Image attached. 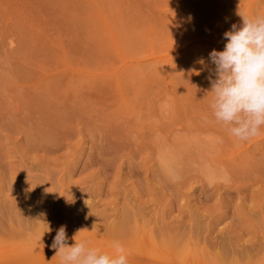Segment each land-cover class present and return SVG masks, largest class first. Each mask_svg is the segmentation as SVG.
Here are the masks:
<instances>
[{
  "label": "rangeland",
  "instance_id": "374dc122",
  "mask_svg": "<svg viewBox=\"0 0 264 264\" xmlns=\"http://www.w3.org/2000/svg\"><path fill=\"white\" fill-rule=\"evenodd\" d=\"M238 11L264 0H0V264H61V226L129 264H264V128L209 107Z\"/></svg>",
  "mask_w": 264,
  "mask_h": 264
},
{
  "label": "clouds",
  "instance_id": "9594fccd",
  "mask_svg": "<svg viewBox=\"0 0 264 264\" xmlns=\"http://www.w3.org/2000/svg\"><path fill=\"white\" fill-rule=\"evenodd\" d=\"M238 15L242 23L233 24L223 34L226 39L223 50L213 49L209 53V60L215 66L211 70L215 78L209 76V107L216 123L226 126L237 141L245 142L260 135L264 128V14L238 11ZM77 234L70 246L65 226L56 231L51 248L56 250L55 256L60 257L61 264H129L119 241H113L114 252L108 254L91 246L88 238L77 239Z\"/></svg>",
  "mask_w": 264,
  "mask_h": 264
},
{
  "label": "bare ground",
  "instance_id": "6f19581e",
  "mask_svg": "<svg viewBox=\"0 0 264 264\" xmlns=\"http://www.w3.org/2000/svg\"><path fill=\"white\" fill-rule=\"evenodd\" d=\"M226 243H227V242H226ZM224 244H225V243H224ZM224 244H223V245H224ZM223 245L220 246V247L222 248V247L226 246V248H225V247L222 248V253H220L221 248H220V249L218 248V249H219V253H220V255H219V253H218L217 256H216V258H219L218 260L222 259V260H220V261H223V263H224V259L228 256V255H227L228 253H227V251H226V250H227V244H225L224 246H223ZM216 252H218V250H216ZM224 253H226L227 256L224 255ZM218 255H219V257H218ZM222 255H223V256H226V257H223ZM235 257H236V255H235ZM237 257H239V255H238ZM237 257H236V258H237ZM227 258H228V257H227ZM214 260H215V259H213V261H214ZM151 261H152V262H153V261L155 262V260H151ZM164 261H167L168 264H174V263H175V261H174V260H171V258H170V259H169V258H168V259H165ZM176 261H179V259L176 260ZM183 261H184V260H183ZM201 261H202V260H201ZM201 261H200V264H203V263H201ZM226 261H227V260H225V263H224V264H226ZM228 261H229V260H228ZM228 261H227V262H228ZM236 261H237V260H236ZM179 262H180V261H179ZM202 262H203V261H202ZM181 263H182V261H181ZM183 263H184V264H185V263L188 264V261L186 260V261H184ZM215 263H218V261L215 260ZM229 263H230V262H229ZM209 264H210V262H209ZM221 264H222V263H221Z\"/></svg>",
  "mask_w": 264,
  "mask_h": 264
}]
</instances>
